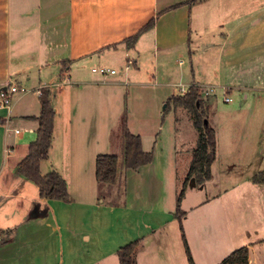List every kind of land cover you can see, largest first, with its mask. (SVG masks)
<instances>
[{
	"label": "crops",
	"instance_id": "obj_1",
	"mask_svg": "<svg viewBox=\"0 0 264 264\" xmlns=\"http://www.w3.org/2000/svg\"><path fill=\"white\" fill-rule=\"evenodd\" d=\"M207 1L0 0V86L14 83L23 88L22 83L39 77L38 84L29 88L34 89L36 100L32 101L31 90H26L15 95L10 113L0 109V264H120L119 248L138 239H142V244L137 253V264H189L179 219L165 197L166 168L170 163L163 143L156 142L152 150L142 144L146 151H153L154 157L139 169L126 168L122 163L121 177L118 175L117 181L118 189L125 188L123 204L100 199L103 188L111 187L108 184L103 187L96 179V157L103 153L91 157L89 154L86 161L85 158L73 159L70 155L68 159L62 155L59 163L53 152L56 138L65 142L70 134L73 114H70L68 101L73 93H88L104 85L127 84L126 78L114 75L91 80L83 73L85 62L96 58L100 63L120 65L124 57L123 65L131 62V67L138 71L147 62L151 66L153 60L159 61V55H166L168 48L178 46L179 41L186 38L188 28H183L182 20L185 19L186 25L189 16L192 24L195 6ZM153 19V28L143 31L134 46L127 43ZM177 21L180 27L175 24ZM223 41L219 55L226 63V73L231 80L235 78L237 57L244 58V62L250 58L253 61L251 66L241 70L240 75L236 72L238 79L235 81L240 82L236 88L248 87L263 79L262 67L256 68V64L264 62V54L259 52L257 58L255 55L264 49L261 45L264 42L251 45L243 40L239 45H228L226 36ZM252 47L255 54H249ZM165 59L160 58L159 63L166 64ZM112 64L109 65L112 68L118 66ZM128 75L126 72L125 77ZM246 76L247 79H243ZM43 88L52 97L56 117L51 150L48 159L40 165L41 171L46 174L57 170L68 182L71 201L41 197L39 186L16 172V166L29 152V144L37 137L35 116L40 112L39 96ZM226 88L233 87L227 85ZM18 122L21 123L17 125ZM61 125L64 127L60 131ZM18 128L21 133L16 134ZM109 128L111 136L113 128ZM93 134L97 135V131ZM197 138L198 131L195 144L188 151L190 156ZM174 145L177 149L176 138ZM260 151L264 153L263 143H259L258 154ZM256 174L212 195L211 199L221 201L219 208H205L209 199L192 206L191 210L213 211L203 220L220 225L225 238L232 236L229 194H234L244 183L252 194L264 189V178L260 179L264 170ZM107 190L111 195V189ZM249 200L258 202L253 195ZM262 207L264 211V203ZM188 217L189 214L185 220ZM203 220L200 218L197 223L203 225ZM260 222L262 227L264 219ZM197 230L193 234H199ZM191 238L188 235L193 250ZM252 257L250 248V264H253Z\"/></svg>",
	"mask_w": 264,
	"mask_h": 264
},
{
	"label": "rangeland",
	"instance_id": "obj_2",
	"mask_svg": "<svg viewBox=\"0 0 264 264\" xmlns=\"http://www.w3.org/2000/svg\"><path fill=\"white\" fill-rule=\"evenodd\" d=\"M195 7L192 24L189 16L186 25L185 19L182 20L183 28H188L186 38L181 40L184 43L179 41L178 46L168 48V55H159L158 60L166 58V64L159 61L156 63L152 59L153 65L150 66L147 62L138 71L133 67L127 69L128 64L123 65L122 57L120 65L111 64L118 65L114 76L126 78L127 84L104 85L88 93L77 92L70 96L68 103L70 114H73V125L65 142L56 138L53 156L60 163L62 155L68 159L70 155L73 159L85 158L86 161L89 154L91 157L99 153H113L119 155V167L122 170V139L126 118L128 128L141 134L142 144L148 150L154 149L156 142L163 143L165 150L167 149L165 154L169 157L170 165L166 168L165 197L169 207L176 211L179 193L190 170L191 156L188 151L195 144L197 129L192 124L190 112L183 107H176L171 98L175 94L180 95V88L188 89L192 84H198L203 93L209 92L204 97L209 98L208 119L216 129L218 147L212 177L202 184L192 177L188 184L180 206V210L186 213L184 231L187 239L188 235L192 237L193 254L199 264H221L224 255L244 245L251 248L253 264H264V224L263 228L260 226V221L264 219V189L252 194L244 183L234 194L230 192L232 236L227 235L225 238L220 225L215 226L217 224L208 223V219L203 220L209 212H213L205 208L220 206L221 201L211 199L212 195L264 170V153L260 151L258 154L259 143L264 144V76L248 87L238 89L236 86L240 82L235 81L238 79L237 73L240 75L241 70L251 66L253 61L250 58L244 62V58L237 57L234 64L235 78L231 80L226 73V63L219 55L225 36L228 45H239L243 40L251 45H256L258 41L264 42V0H208ZM175 24L181 26L179 21ZM151 43L153 50L152 40ZM252 48L249 54H255V48ZM259 52L264 54V49L258 50L256 58L259 57ZM111 64L97 62L95 58L85 62L83 73H87L86 76L90 79H105L101 73L92 72V67L100 68ZM256 65V68L262 67L264 74V62H257ZM126 72L129 74L127 77ZM35 78L22 83V92L31 90L29 97L32 101L36 100L34 89L29 88L34 83L38 84L39 77ZM106 78L110 82V78ZM243 79H247V76ZM227 85L233 88L227 89ZM227 96L232 101H226ZM109 126L113 128L111 136ZM63 127L61 125L59 130ZM94 130L97 135L93 134ZM175 138L176 142L178 140L177 149L174 145ZM170 149L172 150L169 152ZM262 175L261 178H264ZM108 185L111 187L103 188L100 199L123 204L126 199L124 186L118 189V181ZM107 188L111 189V195ZM252 195L258 198V202L249 200ZM206 200H209L208 207L191 210L192 206ZM187 214L189 217L185 220ZM200 218L204 221L203 225L197 223ZM213 222L216 223L215 218ZM196 230L199 234L195 235L193 233Z\"/></svg>",
	"mask_w": 264,
	"mask_h": 264
},
{
	"label": "trees",
	"instance_id": "obj_3",
	"mask_svg": "<svg viewBox=\"0 0 264 264\" xmlns=\"http://www.w3.org/2000/svg\"><path fill=\"white\" fill-rule=\"evenodd\" d=\"M197 1L200 0H190V2ZM153 24L154 19L147 23L142 30L130 37L127 43L134 46L139 35L143 31L153 28ZM39 97L41 108L38 116H35L38 121L36 129L37 137L29 144V152L16 166V172L18 175L20 174L38 185L41 197L71 201L66 179L55 169L46 174L41 171L40 165L42 161L48 159L51 150L56 110L47 89L43 88ZM171 101L176 107H183L186 111L190 112L193 126L198 131L196 146L192 150L190 170L185 177L179 193L178 207L175 212L179 219L188 263L196 264L183 226V219L186 213L180 210V206L192 177H195L201 184L212 177V167L217 156V132L208 119L209 98L208 96L204 97L202 88L199 85L192 84L189 86L186 94L173 95ZM123 130L122 163L124 167L139 169L140 166L150 163L154 157L153 151H146L144 149L141 135L133 133L128 128L126 118H124ZM119 159V155L113 153L99 154L96 157L97 182L103 185L117 182L116 180L120 173ZM141 244L142 239H138L120 247L118 251L120 264H137L136 257ZM249 256L250 246L244 245L229 253L221 264H250Z\"/></svg>",
	"mask_w": 264,
	"mask_h": 264
},
{
	"label": "built area",
	"instance_id": "obj_4",
	"mask_svg": "<svg viewBox=\"0 0 264 264\" xmlns=\"http://www.w3.org/2000/svg\"><path fill=\"white\" fill-rule=\"evenodd\" d=\"M130 67H131V62L126 66V68L128 69ZM92 70L93 72L101 73L102 76H109V75L117 74V70L110 66H102L100 68L94 67ZM22 90L23 88H21L19 85H16L14 83L6 87L0 86V109L4 108L8 110V112L10 113L14 105L15 95H17V93L19 92H22ZM187 90H185L184 88H180L178 91H179V94L184 95L186 94ZM40 93H41V90H40ZM206 93L209 94L208 91H206ZM226 101H232V98L227 96ZM15 132L16 134L21 133V129L18 128L15 130Z\"/></svg>",
	"mask_w": 264,
	"mask_h": 264
}]
</instances>
